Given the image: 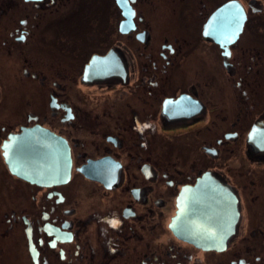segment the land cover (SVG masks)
Wrapping results in <instances>:
<instances>
[{
    "label": "flooded vegetation",
    "instance_id": "af4514ba",
    "mask_svg": "<svg viewBox=\"0 0 264 264\" xmlns=\"http://www.w3.org/2000/svg\"><path fill=\"white\" fill-rule=\"evenodd\" d=\"M27 129L67 180L12 174ZM0 169V264H264V0H0ZM205 179L220 250L172 230Z\"/></svg>",
    "mask_w": 264,
    "mask_h": 264
},
{
    "label": "water",
    "instance_id": "95a60500",
    "mask_svg": "<svg viewBox=\"0 0 264 264\" xmlns=\"http://www.w3.org/2000/svg\"><path fill=\"white\" fill-rule=\"evenodd\" d=\"M213 31L212 19L207 33L212 34ZM42 133L27 129L10 138L7 147V159L11 162L8 163L9 168L13 175L31 183L41 185L52 181L64 182L69 176L70 163L22 162L41 160L43 143H57L53 136ZM59 143L62 160L64 143ZM232 200L225 190H218L206 179L193 188L183 190L177 200L178 211L172 220L174 234L202 250L222 249L226 239L233 234L238 220V212Z\"/></svg>",
    "mask_w": 264,
    "mask_h": 264
},
{
    "label": "rangeland",
    "instance_id": "374dc122",
    "mask_svg": "<svg viewBox=\"0 0 264 264\" xmlns=\"http://www.w3.org/2000/svg\"><path fill=\"white\" fill-rule=\"evenodd\" d=\"M76 28H77V27H72L70 30H71V31H74ZM2 172H3V170L0 169V175L2 174Z\"/></svg>",
    "mask_w": 264,
    "mask_h": 264
},
{
    "label": "snow or ice",
    "instance_id": "6c2138e0",
    "mask_svg": "<svg viewBox=\"0 0 264 264\" xmlns=\"http://www.w3.org/2000/svg\"><path fill=\"white\" fill-rule=\"evenodd\" d=\"M22 38V37H21Z\"/></svg>",
    "mask_w": 264,
    "mask_h": 264
}]
</instances>
